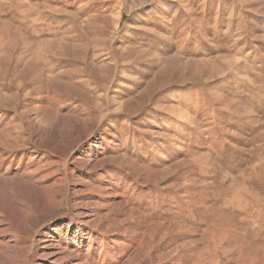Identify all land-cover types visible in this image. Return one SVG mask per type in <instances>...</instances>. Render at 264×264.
Returning <instances> with one entry per match:
<instances>
[{"label":"rangeland","instance_id":"1","mask_svg":"<svg viewBox=\"0 0 264 264\" xmlns=\"http://www.w3.org/2000/svg\"><path fill=\"white\" fill-rule=\"evenodd\" d=\"M1 221L0 264H264V0H0Z\"/></svg>","mask_w":264,"mask_h":264},{"label":"bare ground","instance_id":"2","mask_svg":"<svg viewBox=\"0 0 264 264\" xmlns=\"http://www.w3.org/2000/svg\"><path fill=\"white\" fill-rule=\"evenodd\" d=\"M1 224H5V223L1 221L0 225ZM4 230L7 231V229ZM43 242H44L43 245L44 249L42 250V253L45 257L55 258L60 256L58 260L67 258L70 264H82L83 262L82 258L78 253L76 254L72 250L63 249L61 245L55 244L51 240L45 239Z\"/></svg>","mask_w":264,"mask_h":264}]
</instances>
